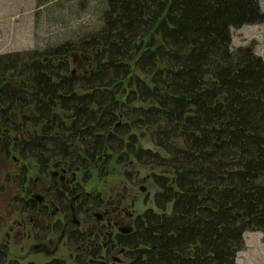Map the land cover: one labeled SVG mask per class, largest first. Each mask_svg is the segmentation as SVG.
Here are the masks:
<instances>
[{"label": "trees", "instance_id": "1", "mask_svg": "<svg viewBox=\"0 0 264 264\" xmlns=\"http://www.w3.org/2000/svg\"><path fill=\"white\" fill-rule=\"evenodd\" d=\"M262 23L258 0H107L98 28L77 42L0 54L3 125L18 107L33 112L27 128H40L28 141L3 140L4 159L68 158L84 184L114 156L166 170L151 175L155 210L116 239L124 261L101 262L92 247L75 264H237L244 233L264 237V57L230 48L231 29ZM69 56L90 57L87 72L80 60L74 75ZM142 129L155 151L138 145L132 131ZM55 197L64 215L68 200ZM88 200L102 204L99 194ZM86 239L75 230L68 244ZM8 254L0 244V264H19Z\"/></svg>", "mask_w": 264, "mask_h": 264}, {"label": "rangeland", "instance_id": "2", "mask_svg": "<svg viewBox=\"0 0 264 264\" xmlns=\"http://www.w3.org/2000/svg\"><path fill=\"white\" fill-rule=\"evenodd\" d=\"M106 1L0 0V54L34 51L45 53L67 42H77L84 33L98 28L101 10ZM258 1L264 12V0ZM230 33L232 51L242 50L245 52L247 50L255 56L264 57V23L234 28ZM68 60H71L70 56ZM74 68L73 65L70 70ZM133 74L146 82L151 76L148 73L143 74L137 71H133ZM150 104L133 103L130 107L146 108ZM16 116L14 115V119ZM130 120L131 118H119L120 123ZM150 132V129L132 131L138 137L139 146L155 151L156 148L150 141ZM11 136H14L13 133ZM118 158V156H114L106 165L103 162L93 169L91 179L85 185L84 191L90 194H99L104 201L117 202L120 208L113 206L107 212L104 209L95 212V217L89 218V223L84 225L83 219L87 217L83 212H80L81 217H78L74 212L63 217L53 205L46 201L48 216L42 222L43 215L37 213L32 217L33 223L34 221L50 222L54 227V232L43 234L45 241L39 244H36L39 241L38 233L32 230V238L31 228L26 217L20 216L18 209L12 205V199L20 197V186L16 185L14 178L21 174L22 165L27 169V178H30L26 185L28 193L39 192V181L34 183V178H36L34 162L31 159L21 160L16 153L11 154L7 163L0 161V194L11 195V206L5 205L3 211H0V213L3 212L0 223L8 220L7 230L9 229V231L0 234V243H3L5 234L9 233V237L6 238L9 251L8 259L17 261L19 264H45L53 259L62 260L65 264H75L74 257L81 249L78 250L76 246L68 244L67 234L69 231L85 230L90 234L89 242H92L93 238L102 247V244L108 240L95 232L98 230V223H94V221H98L96 215L101 216L100 220L103 218L102 223H106L107 216L115 219L118 224L109 225L111 229L106 230L107 233H114L119 228L129 226L131 219L144 210L148 208L155 210L153 196L157 188L152 183L151 175L163 174L166 170L155 166H142L132 158H128L124 164H120L117 162ZM52 172H59V169L52 168L50 173ZM127 174H131V180L127 179ZM81 177V172H74L72 175L66 176L72 182L81 179ZM51 181L49 176L46 183ZM66 185L69 183L67 182ZM141 187L145 188L144 192L140 191ZM102 223H99L100 227ZM243 239L244 247L237 253L236 263L264 264L263 234L258 230H250L244 233ZM114 257H117L115 252L110 258Z\"/></svg>", "mask_w": 264, "mask_h": 264}, {"label": "flooded vegetation", "instance_id": "3", "mask_svg": "<svg viewBox=\"0 0 264 264\" xmlns=\"http://www.w3.org/2000/svg\"><path fill=\"white\" fill-rule=\"evenodd\" d=\"M247 52V50L245 51ZM250 54H252L251 52H248ZM253 55V54H252ZM255 56V55H253ZM81 60L82 63V71L84 73L87 72L88 70V64L91 63V58L83 56L82 58H80L79 56H75L74 58H71V66H75V68L72 71V73L78 74L79 73V62ZM14 115L16 116V119H14ZM33 112L30 111V109H19L18 107H14L12 109V111H9L8 113V126L3 125V119L0 118V146L2 144L3 140H8L11 144H18L21 141H28L31 138L37 136L40 134V128H27L26 127V120L24 118L32 116ZM18 127V128H17ZM38 129V130H37ZM11 133H13L14 136H11ZM81 145H76V147H80ZM81 148L83 149V146H81ZM13 152H11L12 154ZM10 154V157H11ZM10 157L8 159H4L3 156L0 153V161L2 163H7V161L10 159ZM47 158V157H46ZM21 160H27V159H31L34 162V169H35V173H36V178H34V183L39 181V192H33L31 194L28 193V189L26 187V185L28 184V182L30 181V178H27V173H26V167L22 165V167L20 168V173L15 176L14 178V182L16 183V185L20 186V197H16L12 199V205L14 207H16V209H18V212L20 214V216L22 217H26L29 226L31 228V234H32V238H33V232L32 230H34L35 228H37V230H39V238H38V242L36 244L39 243H43L45 241L44 239V235L45 233H53L54 232V227L52 225V223L48 222V223H40L39 221H34L33 223V219L32 217L35 216L37 213L38 214H42L43 215V220L42 222H44L45 217L48 216V205L46 203V201L48 203H50L51 205H53V207L59 211L61 213V211L63 212V209L61 208V206H59V203L57 202V199L55 197V195L57 193H61L65 199L68 200V211L65 212V214L63 215L61 213V215L63 217H66L68 214H72L74 212V214H76V212L78 211V204H81V212H83V214L86 215L87 218L83 219V224L86 225L89 222V218L93 219V217H95L94 213L95 212H100L103 209L106 210L105 212H107L108 210H110L113 206H117L118 208H120V205L117 202L112 203L111 201H104L101 198L102 204L99 207H96L95 204L93 202H91L90 200H88L89 198L95 197L97 194H90L84 191V187L86 185V183H82V177L81 179H77L74 180V182L71 181V179H67L66 176L72 175L74 172H81V170L78 167H75L71 164L70 160L67 159H62V158H54V157H49L47 161H45L43 164H41L39 162L38 159L35 158H21ZM11 166V165H9ZM52 168H56L59 169V172H51ZM16 170H18V168H15ZM82 173V172H81ZM20 176V177H19ZM52 180L50 183H46L47 179ZM83 176V173H82ZM66 178V179H65ZM59 182V183H57ZM69 183V185H66V183ZM143 188V187H141ZM140 188V191H141ZM2 189V188H1ZM145 191V188H143ZM141 191V192H144ZM74 194V196H73ZM3 196V197H2ZM1 200H8V205L11 206V195H9L8 193L5 194H0ZM0 200V201H1ZM85 200V205H84V201ZM87 200V202H86ZM11 209V208H10ZM119 214V213H118ZM121 215V214H120ZM97 216L98 221H94V223H98V230H96L95 232L98 235H102V237H106L108 240L107 242H102V247L100 245H98V243L96 242V240H94L92 238V242H89V237L90 234H88V232H86L85 230H77L79 232H83L86 234L87 239H86V243L85 245H80L79 247H76V249L80 250V252H88L92 249V247L95 248H100L101 249V255H100V261L101 262H117V263H121L124 261L123 259V253L120 250V248L118 246H116V239L118 236L120 235H126L129 232H131L133 230V225H134V219L137 216H134L133 219H131V222L129 223V226L123 227V228H119L117 231H115L114 233H107V229H111V226L109 225H116L118 224L115 219H112L110 216H107L105 219L106 223H102V219L100 220L101 216ZM103 217H105L103 215ZM6 222H8V220L6 219L3 224H7ZM99 223H102V226H99ZM7 228V225L5 226ZM11 230V228H10ZM106 232H103V231ZM9 231V229L7 230ZM70 232H74L73 231H69L67 234V239H68V235ZM96 235V234H95ZM5 239L2 240L3 243H0L2 245L7 246L8 245L6 243V238L9 237V233L5 234ZM97 237V235H96ZM95 237V239H96ZM68 242V241H67ZM9 252V251H8ZM115 252V254L117 255V257L114 258H110V256Z\"/></svg>", "mask_w": 264, "mask_h": 264}, {"label": "crops", "instance_id": "4", "mask_svg": "<svg viewBox=\"0 0 264 264\" xmlns=\"http://www.w3.org/2000/svg\"><path fill=\"white\" fill-rule=\"evenodd\" d=\"M0 200H1V197H0ZM0 205H1L0 211H3L5 205H8V200L7 199L6 200L2 199L0 201ZM1 217L3 218V212L0 213V218ZM6 223L8 224V222H6ZM7 224L4 225L3 222L0 223V234H3L4 232L7 231V228L5 227Z\"/></svg>", "mask_w": 264, "mask_h": 264}, {"label": "water", "instance_id": "5", "mask_svg": "<svg viewBox=\"0 0 264 264\" xmlns=\"http://www.w3.org/2000/svg\"><path fill=\"white\" fill-rule=\"evenodd\" d=\"M141 191H144V189H143V188H141Z\"/></svg>", "mask_w": 264, "mask_h": 264}]
</instances>
